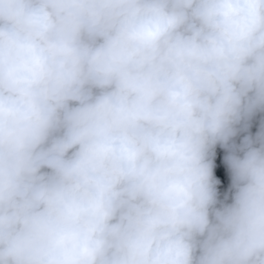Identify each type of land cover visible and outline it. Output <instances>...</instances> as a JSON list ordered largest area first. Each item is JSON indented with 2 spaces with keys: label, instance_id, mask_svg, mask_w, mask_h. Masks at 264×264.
<instances>
[{
  "label": "clouds",
  "instance_id": "clouds-1",
  "mask_svg": "<svg viewBox=\"0 0 264 264\" xmlns=\"http://www.w3.org/2000/svg\"><path fill=\"white\" fill-rule=\"evenodd\" d=\"M262 112L264 0H0V264H264Z\"/></svg>",
  "mask_w": 264,
  "mask_h": 264
},
{
  "label": "rangeland",
  "instance_id": "rangeland-1",
  "mask_svg": "<svg viewBox=\"0 0 264 264\" xmlns=\"http://www.w3.org/2000/svg\"><path fill=\"white\" fill-rule=\"evenodd\" d=\"M257 123H260L262 125V128L260 130L254 131L253 128L256 126ZM264 130V112L258 113L254 117H252L249 121L245 122L244 124L240 125L238 127L237 135L233 138L235 141H244L246 137H253ZM240 138V139H238ZM218 150L222 153V160L223 157L228 154V149L225 148H218Z\"/></svg>",
  "mask_w": 264,
  "mask_h": 264
},
{
  "label": "built area",
  "instance_id": "built-area-1",
  "mask_svg": "<svg viewBox=\"0 0 264 264\" xmlns=\"http://www.w3.org/2000/svg\"><path fill=\"white\" fill-rule=\"evenodd\" d=\"M233 149L238 151L240 146L242 144L235 142L234 140L232 141ZM219 177L221 183L218 185V192L220 194V199L223 200L226 196L229 197L230 200V193L229 189L231 187V179H230V174L227 172V169L221 171L219 174H217Z\"/></svg>",
  "mask_w": 264,
  "mask_h": 264
},
{
  "label": "crops",
  "instance_id": "crops-1",
  "mask_svg": "<svg viewBox=\"0 0 264 264\" xmlns=\"http://www.w3.org/2000/svg\"><path fill=\"white\" fill-rule=\"evenodd\" d=\"M258 114V113H257ZM256 114V115H257ZM262 128V125L260 124V123H257L256 124V126L253 128V130L254 131H256V130H260ZM238 139H240V138H238ZM235 141V140H234ZM235 142H237V143H240V144H243V141H235ZM218 148H221L219 145L217 146V153H216V155H218L219 157H220V162H217L216 160H215V163H216V174H219L221 171H223V170H225L226 169V166H225V164H224V162H223V160H222V153L218 150ZM234 150V149H233Z\"/></svg>",
  "mask_w": 264,
  "mask_h": 264
},
{
  "label": "water",
  "instance_id": "water-1",
  "mask_svg": "<svg viewBox=\"0 0 264 264\" xmlns=\"http://www.w3.org/2000/svg\"><path fill=\"white\" fill-rule=\"evenodd\" d=\"M217 162H220V157L218 155H216V159Z\"/></svg>",
  "mask_w": 264,
  "mask_h": 264
}]
</instances>
